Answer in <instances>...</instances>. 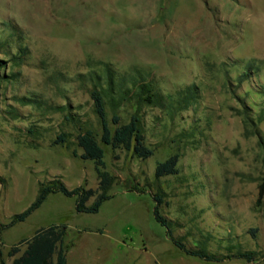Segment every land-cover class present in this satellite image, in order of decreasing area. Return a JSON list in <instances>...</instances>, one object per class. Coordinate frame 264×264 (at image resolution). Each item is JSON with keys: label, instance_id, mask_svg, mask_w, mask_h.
Segmentation results:
<instances>
[{"label": "rangeland", "instance_id": "obj_1", "mask_svg": "<svg viewBox=\"0 0 264 264\" xmlns=\"http://www.w3.org/2000/svg\"><path fill=\"white\" fill-rule=\"evenodd\" d=\"M108 70L113 130L115 114L123 124L135 113L112 102L122 80L153 81L163 95L164 106L139 112L154 154L102 143L112 197L88 213L76 196L50 193L26 220L0 227L5 264L14 244L53 225L66 226L68 264H264V0H0V224L42 184L98 188L77 137L90 128L101 140L91 91L108 87ZM187 86L196 96L180 105ZM174 154L178 172L157 177ZM155 195L168 226L154 216ZM169 229L188 247L229 257L189 255ZM245 251L255 260L236 256Z\"/></svg>", "mask_w": 264, "mask_h": 264}, {"label": "trees", "instance_id": "obj_2", "mask_svg": "<svg viewBox=\"0 0 264 264\" xmlns=\"http://www.w3.org/2000/svg\"><path fill=\"white\" fill-rule=\"evenodd\" d=\"M108 73V87H102L101 89L95 87L91 91L95 111L100 119L102 127L101 140L98 139L96 133L90 128L82 129L77 137L78 144L83 149L82 158L91 159L96 163L99 174L98 188H86L81 185L70 189L59 179L53 180L47 184H42L36 200L26 210L15 214L9 223L0 224L2 229L12 227L18 222L26 220L30 214L42 205L48 195L53 192H62L68 196H76V209L78 212H98L104 201L112 197L109 191L115 179L114 176L105 169V151L102 143L113 147L123 146L127 150H133L138 157L142 158H148L154 154V149L147 146L145 143L139 112L143 104H158L164 106L163 95L155 91L153 81H138L135 77L134 80L131 81V86L125 87L124 84H126V82L122 80L120 82V88L117 90L119 99L116 100L115 96H113L112 102H115L117 106L119 103H130L135 108V113L132 114L129 122L123 124H120L119 115L115 114L113 116V123L116 125V128L113 130L107 116L105 98L109 94L115 95L116 80L112 77L113 73L110 70H108ZM196 93L195 87L187 86L180 92L178 104H187L196 96ZM172 102H174V100H172ZM65 141L66 135L62 134L54 143L58 144ZM178 162V154H174L165 161L159 162L156 167V176L161 177L177 173ZM263 194L264 183L260 187V198ZM92 197H94L95 200L91 205H88L87 202ZM154 198L157 201V204L154 206V216L156 220L168 226L172 221L164 217L159 210V204L162 203L163 200L162 196L155 195ZM170 231L169 229V232ZM66 234V226L53 225L38 230L33 237L23 239L10 248L9 255L14 256L13 264H68L67 255L70 244L65 242ZM170 236L174 244L189 255L198 256L208 261H221L222 258L229 257H220L204 249L188 247L180 239L175 238L171 232ZM22 246H25L24 251L16 256L21 252ZM255 254L256 253L252 251H245L239 252L236 256L244 258L247 261H254ZM0 264H5L2 251H0Z\"/></svg>", "mask_w": 264, "mask_h": 264}]
</instances>
